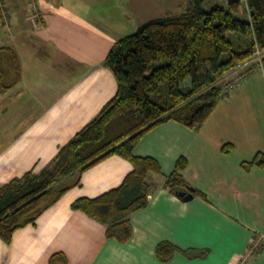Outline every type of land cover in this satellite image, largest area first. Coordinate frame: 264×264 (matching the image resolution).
Instances as JSON below:
<instances>
[{
	"label": "crops",
	"instance_id": "1",
	"mask_svg": "<svg viewBox=\"0 0 264 264\" xmlns=\"http://www.w3.org/2000/svg\"><path fill=\"white\" fill-rule=\"evenodd\" d=\"M171 12L161 0H0V47L15 52L21 70L0 95V185L51 165L114 97L116 82L103 64L111 47ZM227 144L233 149L223 152ZM257 153L264 154L260 68L198 131L169 121L142 136L133 154L155 159L161 173L150 176L147 206L130 215L129 239H107L104 226L71 208L122 183L132 165L114 155L62 181L70 188L34 224L14 231L8 244L0 239V264H49L56 253L66 264H264V166H242ZM180 157L189 201L164 184ZM161 242L207 254L162 262Z\"/></svg>",
	"mask_w": 264,
	"mask_h": 264
},
{
	"label": "trees",
	"instance_id": "2",
	"mask_svg": "<svg viewBox=\"0 0 264 264\" xmlns=\"http://www.w3.org/2000/svg\"><path fill=\"white\" fill-rule=\"evenodd\" d=\"M258 51L264 71V0H232L226 8L190 0L182 13L151 20L116 41L103 62L116 82L114 97L59 149L50 166L0 185V239L8 244L14 231L34 224L70 188L62 181L114 155L132 165L122 183L95 198H79L71 208L104 226L107 239H129L130 215L147 206L150 176L161 173L155 159L135 156L134 147L169 121L198 131L226 96L223 77ZM20 79L17 55L0 47V95ZM242 166H264V154ZM186 167L180 157L164 184L174 192L189 190L181 175ZM176 253L194 259L207 251L180 250L170 242L156 247L162 262ZM49 264H66V258L53 254Z\"/></svg>",
	"mask_w": 264,
	"mask_h": 264
},
{
	"label": "built area",
	"instance_id": "3",
	"mask_svg": "<svg viewBox=\"0 0 264 264\" xmlns=\"http://www.w3.org/2000/svg\"><path fill=\"white\" fill-rule=\"evenodd\" d=\"M258 68L262 69L259 51L253 57L238 63L231 72L223 77V93L227 95L242 85L247 80L249 73H254Z\"/></svg>",
	"mask_w": 264,
	"mask_h": 264
},
{
	"label": "rangeland",
	"instance_id": "4",
	"mask_svg": "<svg viewBox=\"0 0 264 264\" xmlns=\"http://www.w3.org/2000/svg\"><path fill=\"white\" fill-rule=\"evenodd\" d=\"M172 1L173 0H171V1L161 0V3L163 4V6L166 9H168L169 11H172L170 15L179 14L185 10L186 6L182 5V6L178 7V2H177L178 0L174 1L175 4ZM206 1H207V5H210V6H216L217 5V6L226 8L227 4L232 0H206ZM38 172H41V171H38Z\"/></svg>",
	"mask_w": 264,
	"mask_h": 264
},
{
	"label": "water",
	"instance_id": "5",
	"mask_svg": "<svg viewBox=\"0 0 264 264\" xmlns=\"http://www.w3.org/2000/svg\"><path fill=\"white\" fill-rule=\"evenodd\" d=\"M192 189L186 191H179L177 192V196L184 201H189L193 198Z\"/></svg>",
	"mask_w": 264,
	"mask_h": 264
}]
</instances>
